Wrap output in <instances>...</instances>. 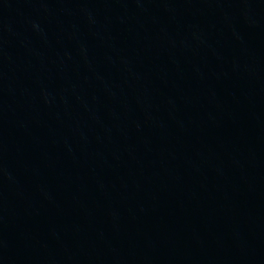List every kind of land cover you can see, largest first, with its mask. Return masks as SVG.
I'll use <instances>...</instances> for the list:
<instances>
[{"label": "water", "instance_id": "95a60500", "mask_svg": "<svg viewBox=\"0 0 264 264\" xmlns=\"http://www.w3.org/2000/svg\"><path fill=\"white\" fill-rule=\"evenodd\" d=\"M0 264H264V0H0Z\"/></svg>", "mask_w": 264, "mask_h": 264}]
</instances>
